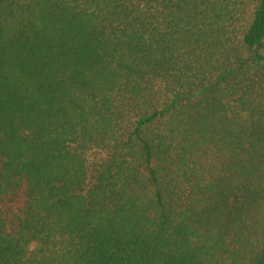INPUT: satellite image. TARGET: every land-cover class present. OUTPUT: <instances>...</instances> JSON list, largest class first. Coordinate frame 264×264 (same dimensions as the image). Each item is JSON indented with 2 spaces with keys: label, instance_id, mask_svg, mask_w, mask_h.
<instances>
[{
  "label": "trees",
  "instance_id": "trees-1",
  "mask_svg": "<svg viewBox=\"0 0 264 264\" xmlns=\"http://www.w3.org/2000/svg\"><path fill=\"white\" fill-rule=\"evenodd\" d=\"M0 264H264V0H0Z\"/></svg>",
  "mask_w": 264,
  "mask_h": 264
}]
</instances>
